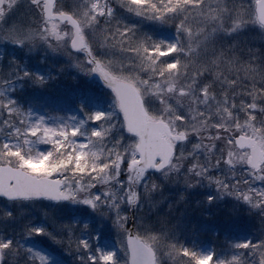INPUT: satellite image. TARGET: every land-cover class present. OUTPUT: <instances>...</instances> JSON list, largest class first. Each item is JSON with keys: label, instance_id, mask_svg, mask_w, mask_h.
<instances>
[{"label": "snow or ice", "instance_id": "obj_1", "mask_svg": "<svg viewBox=\"0 0 264 264\" xmlns=\"http://www.w3.org/2000/svg\"><path fill=\"white\" fill-rule=\"evenodd\" d=\"M0 264H264V0H0Z\"/></svg>", "mask_w": 264, "mask_h": 264}, {"label": "rangeland", "instance_id": "obj_2", "mask_svg": "<svg viewBox=\"0 0 264 264\" xmlns=\"http://www.w3.org/2000/svg\"><path fill=\"white\" fill-rule=\"evenodd\" d=\"M207 239L211 240L212 238L211 237H208Z\"/></svg>", "mask_w": 264, "mask_h": 264}]
</instances>
